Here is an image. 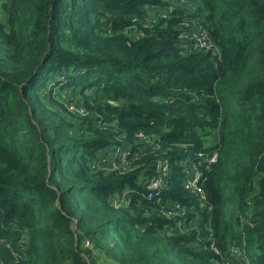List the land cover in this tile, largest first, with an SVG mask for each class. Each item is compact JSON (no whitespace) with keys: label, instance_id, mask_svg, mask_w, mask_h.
Returning a JSON list of instances; mask_svg holds the SVG:
<instances>
[{"label":"trees","instance_id":"trees-1","mask_svg":"<svg viewBox=\"0 0 264 264\" xmlns=\"http://www.w3.org/2000/svg\"><path fill=\"white\" fill-rule=\"evenodd\" d=\"M189 1L163 19L166 0H0V264H226L244 238L264 264V0ZM187 16L221 54L185 50ZM139 133L170 160L153 201L157 153L95 165ZM199 152L219 155L209 209L183 173ZM176 203L193 231H168Z\"/></svg>","mask_w":264,"mask_h":264},{"label":"built area","instance_id":"built-area-1","mask_svg":"<svg viewBox=\"0 0 264 264\" xmlns=\"http://www.w3.org/2000/svg\"><path fill=\"white\" fill-rule=\"evenodd\" d=\"M170 2V6L164 11H159V14L163 19H168L169 15L172 14L176 9L186 6L188 0H166ZM184 25V24H182ZM181 25V26H182ZM180 26V27H181ZM182 31V39H185V50L187 52H202L209 49L218 50V47L213 40L212 35L208 30L200 23L197 24H188L186 28ZM167 102V101H165ZM72 110L77 111L78 113L85 114L86 110L80 108V110L75 107ZM139 143L140 150L135 157H131L132 152L128 151L126 147L122 146L118 149L105 150L103 154L106 156L111 154V162L105 164L103 160L99 161L96 165L97 169L104 171L106 173H112L118 170L127 171L131 168L132 162L134 159L139 158L140 154H148L146 152L147 148L151 147V153L155 154V161L153 164L154 172L152 177L147 180L146 189H147V199L153 201L156 196H158L163 190L168 187V175L170 172V160L168 153L163 150L162 145L159 141L153 140L142 133H139ZM100 154V159H101ZM219 155L217 152H199L195 154L194 158L190 157L187 161H184V176L186 181V188L189 192L193 193L199 203L201 208H210V202L207 198V195L204 191V184L207 181V175L212 170L213 166L218 164ZM126 194L123 196V201H125ZM128 205V201H125ZM120 204V203H119ZM117 204V205H119ZM174 210L167 209L164 212V215L168 218L178 215L180 218L173 227H170L168 231L171 234L179 233L185 234L196 228L194 226V220L191 221L187 216L190 211L183 207L181 204H174ZM242 223L246 222V217H242ZM210 249L215 251V253L220 254L217 238L211 233L209 238ZM246 245V239H243V247L231 245L229 249L230 258L226 264H243L242 257L244 255L243 248ZM92 244L90 240H87L85 247H91ZM248 264V263H247Z\"/></svg>","mask_w":264,"mask_h":264},{"label":"crops","instance_id":"crops-1","mask_svg":"<svg viewBox=\"0 0 264 264\" xmlns=\"http://www.w3.org/2000/svg\"><path fill=\"white\" fill-rule=\"evenodd\" d=\"M188 6H189V7H192L190 1H188L187 5L184 6L183 8L187 9ZM192 9H194V8L192 7ZM188 12H190V13H192V14H195V13H196L195 9L192 10V11H188ZM185 19H187V20L190 19L191 22L199 21L198 19L191 18V17H189V16H187ZM202 21H203V20H202ZM199 22H200V21H199ZM186 25H187V23H184V25H182V26L180 27V29H181V30H184V29L186 28ZM151 150H152L151 147H150V148H147V149H146V152H147V153H151ZM103 152H104V151L101 152V154H102V155H101V160H103V161L105 162V164H109V163L111 162V154L109 153V154L106 156V154H103ZM194 222H195L196 224H198L199 220H194Z\"/></svg>","mask_w":264,"mask_h":264},{"label":"clouds","instance_id":"clouds-1","mask_svg":"<svg viewBox=\"0 0 264 264\" xmlns=\"http://www.w3.org/2000/svg\"><path fill=\"white\" fill-rule=\"evenodd\" d=\"M188 1H189V0H188ZM187 3H188V2H187ZM183 7H184V6H183ZM183 7H180V8H183ZM184 21H185L184 23H187V22H189V23H187V25H188V24H197V23H200V24H202V22H201V21H200V22H199V21H194V22H191V21H190V19H189V20L185 19ZM184 23H182V24H184ZM187 25H186V26H187ZM202 25H203V24H202ZM203 26H204V25H203ZM208 32H209V31H208ZM209 33H210V32H209ZM211 35H212V34H211ZM212 37H213V36H212ZM213 40H214V39H213Z\"/></svg>","mask_w":264,"mask_h":264},{"label":"rangeland","instance_id":"rangeland-1","mask_svg":"<svg viewBox=\"0 0 264 264\" xmlns=\"http://www.w3.org/2000/svg\"><path fill=\"white\" fill-rule=\"evenodd\" d=\"M0 17H1V12H0ZM214 52H216L217 54H221L220 52H219V49L218 50H214ZM72 108H73V106H72ZM208 144H210V145H212V144H214V141L212 140V142H211V137H209V140H208ZM105 163V162H104ZM100 264H105V263H100Z\"/></svg>","mask_w":264,"mask_h":264},{"label":"water","instance_id":"water-1","mask_svg":"<svg viewBox=\"0 0 264 264\" xmlns=\"http://www.w3.org/2000/svg\"><path fill=\"white\" fill-rule=\"evenodd\" d=\"M72 227H74V225Z\"/></svg>","mask_w":264,"mask_h":264}]
</instances>
